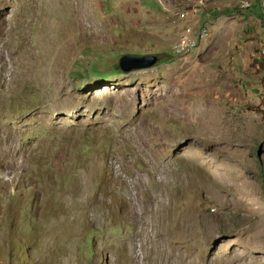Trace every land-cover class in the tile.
<instances>
[{
  "label": "rangeland",
  "instance_id": "rangeland-1",
  "mask_svg": "<svg viewBox=\"0 0 264 264\" xmlns=\"http://www.w3.org/2000/svg\"><path fill=\"white\" fill-rule=\"evenodd\" d=\"M0 264H264V0H0Z\"/></svg>",
  "mask_w": 264,
  "mask_h": 264
},
{
  "label": "water",
  "instance_id": "water-1",
  "mask_svg": "<svg viewBox=\"0 0 264 264\" xmlns=\"http://www.w3.org/2000/svg\"><path fill=\"white\" fill-rule=\"evenodd\" d=\"M158 60L159 57L157 55H124L118 61V69L124 74L146 70L154 67L158 63Z\"/></svg>",
  "mask_w": 264,
  "mask_h": 264
},
{
  "label": "bare ground",
  "instance_id": "bare-ground-1",
  "mask_svg": "<svg viewBox=\"0 0 264 264\" xmlns=\"http://www.w3.org/2000/svg\"><path fill=\"white\" fill-rule=\"evenodd\" d=\"M249 8V7H248ZM193 13H196V10H194L193 11ZM197 24V33L199 32V30L202 28V27H206V26H203L202 24H199L198 22L196 23ZM191 25V24H190ZM189 32H191V30L189 29ZM192 33V32H191ZM208 34H210L209 32H208ZM189 37V36H188ZM204 37V36H203ZM209 37V36H208ZM207 37V38H208ZM206 38V39H207ZM189 43H188V48L186 49V50H184L183 51V53H185L186 51H188L189 49H191V48H193V47H195L196 45V42H197V40L194 38V37H189ZM184 43V42H183ZM190 44H192V46L190 45ZM184 45V44H183Z\"/></svg>",
  "mask_w": 264,
  "mask_h": 264
},
{
  "label": "built area",
  "instance_id": "built-area-1",
  "mask_svg": "<svg viewBox=\"0 0 264 264\" xmlns=\"http://www.w3.org/2000/svg\"><path fill=\"white\" fill-rule=\"evenodd\" d=\"M200 31L201 30H199V32H198V34L200 33ZM197 34V35H198ZM190 42V41H189ZM188 42V43H189ZM188 43L185 45V46H183L182 48H177V50L175 51V52H173L174 54H176V55H179V54H181L184 50H186L187 48H188Z\"/></svg>",
  "mask_w": 264,
  "mask_h": 264
},
{
  "label": "trees",
  "instance_id": "trees-1",
  "mask_svg": "<svg viewBox=\"0 0 264 264\" xmlns=\"http://www.w3.org/2000/svg\"><path fill=\"white\" fill-rule=\"evenodd\" d=\"M118 69V68H117ZM99 74H97L98 76H101L100 74H102L101 72H98ZM118 73H121L120 71H118ZM116 73V74H118Z\"/></svg>",
  "mask_w": 264,
  "mask_h": 264
},
{
  "label": "clouds",
  "instance_id": "clouds-1",
  "mask_svg": "<svg viewBox=\"0 0 264 264\" xmlns=\"http://www.w3.org/2000/svg\"><path fill=\"white\" fill-rule=\"evenodd\" d=\"M250 8V7H249ZM245 10H247V9H245Z\"/></svg>",
  "mask_w": 264,
  "mask_h": 264
}]
</instances>
